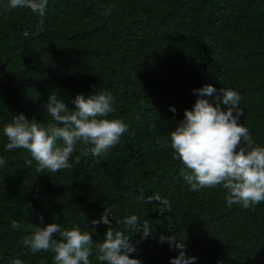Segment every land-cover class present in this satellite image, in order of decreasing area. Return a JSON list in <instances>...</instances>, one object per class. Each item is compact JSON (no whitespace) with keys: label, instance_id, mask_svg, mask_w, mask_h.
I'll list each match as a JSON object with an SVG mask.
<instances>
[{"label":"trees","instance_id":"16d2710c","mask_svg":"<svg viewBox=\"0 0 264 264\" xmlns=\"http://www.w3.org/2000/svg\"><path fill=\"white\" fill-rule=\"evenodd\" d=\"M8 5L0 0V264H55L53 253L25 245L36 226H77L102 241L108 225L92 221L105 208L113 228L131 215L149 221V238L128 233L141 241L130 256L141 264L179 255L161 235L185 243L194 264H264V202L229 207L222 186L192 191L170 141L158 143L193 109V90L211 85L239 94L240 123L264 147V0H48L43 17ZM105 91L116 101L107 119L127 125L106 154L78 143L71 168L38 173L26 150L5 151L3 128L15 115L46 126L49 95L72 109L77 94ZM154 195L171 211L160 216L147 203ZM96 256L93 246L90 264H101Z\"/></svg>","mask_w":264,"mask_h":264},{"label":"clouds","instance_id":"9594fccd","mask_svg":"<svg viewBox=\"0 0 264 264\" xmlns=\"http://www.w3.org/2000/svg\"><path fill=\"white\" fill-rule=\"evenodd\" d=\"M48 0H9V9L27 8L43 17ZM111 8H109V12ZM43 23V21H41ZM42 30V29H41ZM27 37L29 33L25 32ZM198 96L193 109L185 110L184 118L177 122L170 135L162 137L158 143H169L174 159L181 161L182 178L192 191L222 186L226 190V203L231 207L238 204L244 209L264 202V147L256 145L249 130L240 123L243 110L239 107L240 96L236 91L215 89L205 85L193 90ZM215 94L214 102L199 98ZM115 98L109 92L92 93L85 97L77 94L72 101L74 108L57 98L48 97L44 108L52 122L46 126L35 119H27L21 113L3 128L8 143L5 151L26 150L32 159L26 161L31 166L36 162V171L47 170L56 173L72 167L70 158L77 144L91 145L85 151L93 157H101L115 147L121 136L127 131V125L120 119H107L115 111ZM175 114L176 109L170 108ZM0 158V166L5 164ZM79 163V156L75 157ZM143 199V193L141 194ZM158 204V214L163 216L171 211V203L159 195L148 196L147 203ZM110 209L105 208L99 221L92 224L108 225L104 239L93 242L90 232H82L79 227L65 228L59 223L36 226L24 243L32 253L51 252L55 264H90L89 256L93 246L96 259L101 264H141L136 258H130L137 252L136 244L152 236L154 230L147 219L141 221L137 215L116 221L111 226ZM43 223V218H40ZM123 227H120V224ZM22 225L13 220L11 228L20 229ZM141 234L136 244L128 233ZM160 242L167 241L170 250H179V255L170 260V264H194L196 257L188 256L185 243L177 241L175 236L159 237ZM11 264H24L17 258Z\"/></svg>","mask_w":264,"mask_h":264}]
</instances>
